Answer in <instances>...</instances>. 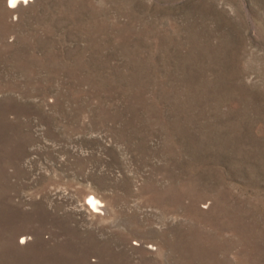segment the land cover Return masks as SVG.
<instances>
[{"label": "rangeland", "instance_id": "obj_1", "mask_svg": "<svg viewBox=\"0 0 264 264\" xmlns=\"http://www.w3.org/2000/svg\"><path fill=\"white\" fill-rule=\"evenodd\" d=\"M0 264H264V0H0Z\"/></svg>", "mask_w": 264, "mask_h": 264}, {"label": "bare ground", "instance_id": "obj_2", "mask_svg": "<svg viewBox=\"0 0 264 264\" xmlns=\"http://www.w3.org/2000/svg\"><path fill=\"white\" fill-rule=\"evenodd\" d=\"M10 2H11V4L12 5H15L17 2H18V0H10ZM92 197V196H91ZM91 201V203L94 205V206H98L99 205V201L93 196L92 197V199L90 200Z\"/></svg>", "mask_w": 264, "mask_h": 264}]
</instances>
